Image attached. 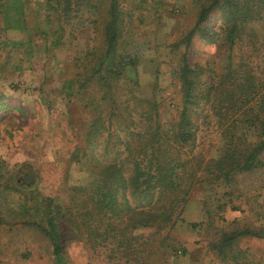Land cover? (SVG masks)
Segmentation results:
<instances>
[{
	"label": "trees",
	"instance_id": "trees-1",
	"mask_svg": "<svg viewBox=\"0 0 264 264\" xmlns=\"http://www.w3.org/2000/svg\"><path fill=\"white\" fill-rule=\"evenodd\" d=\"M57 1L58 10L46 12L47 19L49 15L61 14L59 17L64 20L71 12L78 16L77 2ZM107 1L102 49L90 65L87 57L93 50L87 51L84 60L76 62L73 78L63 84L68 94L98 86L99 99L107 109L105 115L97 111L85 130L90 179L68 188L67 205L48 196L29 194L24 202L28 209L23 214L13 213L12 209L8 220L0 214V224L13 221L39 232L48 242L52 264H69L64 254L67 244H63L67 239L97 247L109 264H163V258L176 252L185 254V249L179 244H147L148 239L140 241L141 235L133 231L164 230L161 239L173 242L168 232L183 222L182 209L195 184L213 194L221 189L220 196L225 197L230 195L238 176L261 165L264 64L259 68L245 53L264 51V0L199 2L193 25L168 45L171 52L182 47L176 63L169 68L180 93L170 120L160 112V99L155 96H138L128 87L124 98L118 96V83L124 79L134 88L137 85L134 70L142 46L120 47L119 0ZM11 10L20 14L12 3L5 11ZM213 12L219 16L220 31L207 25ZM18 23L15 19L6 27L18 30L22 27ZM42 35L48 49L46 35ZM194 37L224 49L217 70L189 62L187 53ZM25 39L0 38V49L20 51L24 56L29 52L31 56V40ZM59 39L60 32L49 43ZM131 71L135 74L133 79L127 76ZM81 106L96 111L97 102L87 100ZM116 116L123 118V128L119 129H123V137H116L109 149L105 145L96 150L91 138L106 131L107 143L113 134L109 133L110 121ZM202 120L211 121L218 134L215 154L207 158L195 150L198 123ZM23 181L30 183L32 179L27 175ZM226 204L217 200L216 208L221 211ZM242 237L264 239V225L222 232L207 249L223 264H239L245 248L233 243ZM155 255L157 259L153 258Z\"/></svg>",
	"mask_w": 264,
	"mask_h": 264
},
{
	"label": "rangeland",
	"instance_id": "rangeland-1",
	"mask_svg": "<svg viewBox=\"0 0 264 264\" xmlns=\"http://www.w3.org/2000/svg\"><path fill=\"white\" fill-rule=\"evenodd\" d=\"M200 1L119 0L122 14L119 45L128 48L136 44L142 48L134 70L137 85L134 88L124 79L118 83L121 88L118 96L124 98L127 87L138 96H155L160 99L162 115L172 119L180 93L169 68L176 63L182 47L171 52L168 45L193 25ZM69 2H77L79 14L76 17L71 12L62 20L61 14L46 18V12L58 10L57 0H0V38L30 39L32 53L24 56L20 51L0 49V214L6 220L11 211L23 214L28 209L24 202L29 194L39 198L48 196L56 203L67 205L68 188L90 179L85 130L97 111L105 115L107 109L99 99L98 86L90 85L86 91L69 95L63 84L73 78L76 62L84 60L87 51L93 50L87 57L90 65L102 49L108 1ZM11 3L20 10L19 15L14 10L5 11ZM15 19L22 27L8 30L6 26ZM220 24L217 12L210 14L207 25L220 31ZM59 32L60 41L49 43ZM42 34L46 35L48 49ZM223 50L194 37L187 57L191 64L217 70ZM245 55L259 68L264 64L263 50L248 51ZM127 76L133 79L135 74L131 71ZM87 100L97 102L96 111L81 106ZM122 122L123 118L113 117L109 127L112 137L106 143V131L94 135L91 138L94 148L107 145L109 149L116 137L121 139ZM198 127L195 150L205 158L213 156L219 145L214 125L202 120ZM260 160V167L237 177L236 185L225 197L220 196L221 189L213 194L195 184L182 209L183 222L168 232L173 242L161 239L164 230L156 233L141 228L133 233L141 235L140 241L148 239L147 244H179L185 249V254L176 252L163 258V264H223L211 257L208 244L216 241L222 232L264 225V151ZM27 175L32 179L30 183L23 181ZM216 198L227 203L221 211L216 208ZM63 244H67L64 254L69 264H109L101 250L89 247V243L67 239ZM233 244L245 248V261L238 260L239 264H264L263 238L242 237ZM153 258L157 259L158 255ZM0 264H52L48 242L33 228L13 221L9 225L0 224Z\"/></svg>",
	"mask_w": 264,
	"mask_h": 264
},
{
	"label": "crops",
	"instance_id": "crops-1",
	"mask_svg": "<svg viewBox=\"0 0 264 264\" xmlns=\"http://www.w3.org/2000/svg\"><path fill=\"white\" fill-rule=\"evenodd\" d=\"M209 254L211 255V257L216 258V257L214 256L213 253H209ZM216 260H217L218 262H220L217 258H216ZM239 260H241V261H245V254L241 255V256L239 257ZM243 264H245V263H243Z\"/></svg>",
	"mask_w": 264,
	"mask_h": 264
},
{
	"label": "clouds",
	"instance_id": "clouds-1",
	"mask_svg": "<svg viewBox=\"0 0 264 264\" xmlns=\"http://www.w3.org/2000/svg\"><path fill=\"white\" fill-rule=\"evenodd\" d=\"M211 51H212V52H214V51H215V48H214V46L211 48Z\"/></svg>",
	"mask_w": 264,
	"mask_h": 264
}]
</instances>
